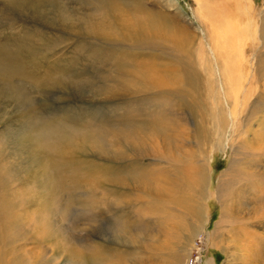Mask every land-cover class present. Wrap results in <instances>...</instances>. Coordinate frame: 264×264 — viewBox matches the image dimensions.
Here are the masks:
<instances>
[{
  "label": "rangeland",
  "instance_id": "374dc122",
  "mask_svg": "<svg viewBox=\"0 0 264 264\" xmlns=\"http://www.w3.org/2000/svg\"><path fill=\"white\" fill-rule=\"evenodd\" d=\"M12 1L21 0H0L1 258L162 260L151 251L163 240L166 210L147 202L164 198L141 189L140 178L174 168L187 176L207 154L198 208L173 204L186 220L172 244L195 235L189 255L172 263L264 264V0H27L20 9ZM96 21L111 34L94 35ZM210 64L211 83L203 79ZM186 69L201 97L184 86ZM158 120L172 124L166 135L153 127ZM191 175L169 180L187 188Z\"/></svg>",
  "mask_w": 264,
  "mask_h": 264
},
{
  "label": "bare ground",
  "instance_id": "6f19581e",
  "mask_svg": "<svg viewBox=\"0 0 264 264\" xmlns=\"http://www.w3.org/2000/svg\"><path fill=\"white\" fill-rule=\"evenodd\" d=\"M27 0H21V1H12L11 3L10 2H8V3H10V5L11 6H13V8L14 9H20L21 7H24V6H28L29 5V3L28 2H26ZM32 3V2H31ZM90 3V2H89ZM114 23H115V21L114 20H112ZM145 21L147 22L148 21V18H146L145 19ZM264 21V20H263ZM148 24V23H147ZM146 24V25H147ZM169 24V26L170 25H172V23L171 22H169L168 23ZM91 25H94V27H92V31H93V34L94 35H97L98 36V33H110V32H107V31H105V30H103V29H101V26H100V23L98 22V21H96V22H94V23H92ZM110 25H112V24H110ZM120 25L121 26H127L126 28H129V30H131L133 33H135V31L139 28V27H135V28H131L130 26L132 25V23H130V22H126V20H121V22H120ZM120 26V27H121ZM142 26H144V25H142ZM141 27V26H140ZM160 27V26H159ZM146 28V27H145ZM154 28V27H153ZM155 29V28H154ZM23 32H24V35H25V37L27 38V39H29V33H27V30H26V28H23V29H21ZM143 31V30H142ZM161 31V30H160ZM144 32V31H143ZM261 33H262V31H261ZM111 34V33H110ZM26 35H28V36H26ZM121 35V34H120ZM21 37V36H20ZM24 37V36H23ZM178 37H176L175 36V38H173V41H182V39H177ZM210 40H211V42H212V35H210ZM170 41V40H169ZM177 43V42H176ZM175 43V44H176ZM179 45L180 44H177L176 45V47H179ZM185 53V52H184ZM91 54V53H90ZM241 54V53H240ZM89 56V55H88ZM209 60H211V59H209ZM259 62V61H258ZM201 64V63H200ZM206 64H209V63H206ZM213 64V63H212ZM212 64H210V65H205V67L203 68V79H206L209 83H211V78H210V73H212ZM151 67V66H150ZM153 68V67H152ZM228 68V67H227ZM154 69V68H153ZM192 69V68H191ZM187 73H185V74H183V76H184V80H183V84H184V86H188L189 84H190V87H191V89H194L195 91H197L199 94L198 95H196V96H198V97H201L200 95H201V93L199 92V87L197 86V81L194 83V75H193V73L190 71V70H188V69H186L185 70ZM183 72V71H182ZM184 73V72H183ZM231 74V71H229V69H228V76ZM232 75V74H231ZM198 78V77H197ZM1 79V78H0ZM209 79V80H208ZM154 80V79H153ZM156 80V79H155ZM154 80V81H155ZM228 80L229 81H233V77H228ZM193 81V82H192ZM199 81V80H198ZM156 82V81H155ZM205 82V81H204ZM193 83V85H191ZM251 83H253V82H251ZM205 84V83H204ZM212 85V84H211ZM211 85H209L208 87L210 88L211 87ZM192 86H194V87H192ZM206 86H207V84H206ZM182 88H184V87H182ZM204 88V87H203ZM181 89V88H180ZM185 89V88H184ZM210 90V89H209ZM208 90V91H209ZM180 91H182V90H180ZM192 92H193V90H191ZM208 91H207V93H208ZM238 91V90H237ZM237 91H234V92H236L237 93ZM176 93V92H175ZM190 93V92H189ZM174 94V93H173ZM187 94H188V91H187ZM173 96H175L176 97V94L175 95H173ZM195 95H194V98L193 99H195V97H196ZM174 98V97H173ZM176 99V98H175ZM178 99V98H177ZM186 99L187 98H185V101H186ZM196 100V99H195ZM199 100V99H198ZM197 100V101H198ZM184 101V99L182 98H180V100H178V105L182 102V105H184L186 108H190V106L192 105V103L191 104H189V102H192V101H188V102H185ZM201 102V101H200ZM195 103V102H194ZM197 105V104H196ZM195 104H194V106H196ZM205 107V106H204ZM197 110L198 111H200V113L201 114H204V113H206V112H204L203 111V106H199L198 108H197ZM196 110V111H197ZM198 111H197V114H198ZM209 111H211L212 112V108H210L209 109ZM195 113V112H194ZM163 120H165L164 118H163ZM166 121V120H165ZM167 123V122H166ZM168 124V123H167ZM163 124V123H161V121L160 120H158V121H156V122H154L153 123V127L154 128H156V132H160V134L161 135H166V133L169 131V128H170V125H172L171 123H170V125L168 124ZM129 132V131H128ZM199 135V134H198ZM165 137V136H164ZM169 137V136H168ZM197 137V136H196ZM195 140V139H194ZM206 150V148H204V146H201L200 148H199V151H202V152H204ZM210 151V150H209ZM208 152V151H207ZM206 153V152H205ZM192 159H194V158H190L189 160L191 161ZM188 160V161H189ZM195 160V162H196V166H194L195 168L193 169V172L191 171V173L195 176V177H193L192 179H191V181L189 182V181H186V182H188V183H190L189 185H187V188H184L183 187V185L184 184H177V183H171V181L169 180L170 179V177H172V176H174V175H176L177 176V180H174V182L175 181H180V179L182 180V181H184V179H186L187 177H192V175H191V173H190V171H189V173L187 174V176L185 175V174H183L182 175V173H180V172H177V170L174 168L172 171V174H171V176H166L165 178H160V177H158V176H153V177H150V176H148V175H146V177L145 176H143V178H140L141 179V181L142 180H146L147 181V183L146 184H139V186L141 187V189H143L144 191H146V192H148L147 191V189H149L150 191H151V195H156L157 197H163L164 199V201L162 200H158L157 198H155V197H153V199H152V197H151V199L147 202V205H149L150 204V207L152 208L151 210L153 211H155V209H154V206L156 207L157 206V209H163V210H166L164 213H165V215H164V219H163V222H164V227H165V230H164V232H163V240H160V245H158V244H156V246H155V249H157V250H152L151 252L152 253H158V255H160V257L162 258V260L164 259L163 258V255L165 254H162L161 255V253L163 252V251H165L166 253H169V255H171V257H172V259L169 261L170 263L169 264H176V263H172V261H174L175 262V260H177V259H180V260H182V258H180V257H184V256H188L189 255V253L190 252H188V250L190 251V248L192 247V238L190 237L193 233V235H195V231H189L190 233L189 234H187L185 237H184V239H180V241H183V243L180 245V246H178V245H173L172 243L173 242H175L176 243V241H172V239H174L175 237H176V235H177V233H178V231H179V229L178 228H176L177 226H181L182 227V224H183V222H185V217L184 216H180L178 213H176L175 212V210L173 211V207H175L173 204H175V205H177V203H178V206H181V207H183V208H181V209H183L184 210V212H185V208H186V205H187V200H190V203H191V207H193L195 210L198 208V203L200 204V202H199V188L201 189L202 188V186H203V184L206 182V177L208 176V169H209V164H208V162H209V156L207 155V154H204V156H199L198 158H195L194 159ZM183 163H186V161H182ZM188 164V163H187ZM186 170V169H185ZM130 173V172H129ZM136 173V172H135ZM138 175V174H137ZM113 177V176H112ZM114 177L115 178H117V179H119L118 177H119V173H115L114 174ZM134 178H135V176L134 177H132V176H128V174L126 175V177H125V180L126 181H128V182H131L132 183V181L134 180ZM176 179V178H175ZM173 180V179H172ZM140 181V182H141ZM143 181V182H144ZM156 181V182H155ZM161 181H163V183H162V185H160L159 186V183L161 182ZM153 182H155V183H158V184H154ZM187 183V184H188ZM151 184H152V186H151ZM190 190H192V193H194L195 194V200L194 199H192L191 200V198L189 197V196H186L185 195V193L187 192V195H189V192H190ZM149 191V192H150ZM192 193H190V196H191V194ZM150 194V193H149ZM148 194V195H149ZM150 196V195H149ZM198 197V198H197ZM147 198V197H146ZM146 203V202H145ZM228 204L229 203H227V205L225 204V206H227V207H224L225 209H226V214L228 215L229 214V208H228ZM177 207V206H176ZM187 207H189V205L187 206ZM179 209V208H178ZM3 210V209H2ZM183 210H182V212H183ZM183 212V213H184ZM155 213V212H154ZM191 213V212H190ZM196 213V212H195ZM194 213V214H195ZM185 215H186V213H185ZM192 215V214H191ZM254 215H256V214H254ZM195 216V215H194ZM157 217V216H156ZM161 217V216H160ZM190 218H191V216H190ZM255 218V217H254ZM253 218V219H254ZM260 218V217H259ZM261 218H263L262 216H261ZM264 219V218H263ZM187 222V221H186ZM247 222V221H246ZM184 224H186V223H184ZM240 224V223H239ZM198 225V224H197ZM248 225V224H247ZM120 227V226H119ZM195 227V226H194ZM197 227V226H196ZM246 227V226H245ZM180 228V227H179ZM242 228V227H241ZM192 229V228H191ZM163 231V230H162ZM197 235V234H196ZM218 235V237H219V240L218 241H220L221 239H223V238H225V234H217ZM179 239V238H178ZM253 239H257V237H256V235L253 237ZM179 247V248H178ZM154 248V247H153ZM168 248H170V250L167 252V249ZM151 253V254H152ZM185 253H187V254H185ZM150 255V254H149ZM153 255V254H152ZM150 256V261L152 262L151 264H154V263H156L157 261L158 262H161V263H163L164 264V261H162V260H158L157 258H155V257H153V256ZM167 256V255H166ZM0 261H2V262H4L5 264H8L5 260H4V258H1V256H0ZM102 261V260H101ZM141 261V260H140ZM139 261V262H140ZM95 262V261H94ZM145 262V261H144ZM9 264H14V263H12L11 261L9 262ZM95 264V263H94ZM150 264V263H149Z\"/></svg>",
  "mask_w": 264,
  "mask_h": 264
},
{
  "label": "clouds",
  "instance_id": "9594fccd",
  "mask_svg": "<svg viewBox=\"0 0 264 264\" xmlns=\"http://www.w3.org/2000/svg\"><path fill=\"white\" fill-rule=\"evenodd\" d=\"M23 126L24 127H23L22 136L29 142L31 140V137L29 135L30 126H31V117L25 112H24V117H23ZM31 142L35 143L34 140H32ZM6 143L7 142L5 140H0V153H3L7 150ZM40 146H41L40 144H37V147H40Z\"/></svg>",
  "mask_w": 264,
  "mask_h": 264
}]
</instances>
